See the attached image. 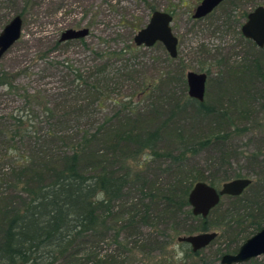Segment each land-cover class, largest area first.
<instances>
[{
	"label": "trees",
	"instance_id": "1",
	"mask_svg": "<svg viewBox=\"0 0 264 264\" xmlns=\"http://www.w3.org/2000/svg\"><path fill=\"white\" fill-rule=\"evenodd\" d=\"M180 1L189 6L190 0ZM227 1L234 6L224 24L236 16V0ZM88 12L89 26L99 13ZM111 35L101 37L96 46L85 37L61 42L40 34L25 40L22 35L17 43L34 45L35 57L0 74V87L7 96L0 107V264H79L82 253L86 256L81 264H121L122 257L132 259L143 253L148 258L150 250H164L168 243L164 236L171 237L166 229L174 236L191 234L184 227L188 220H200L202 231L208 229L209 215L194 216L187 197L195 182L218 187L217 181L214 174L186 181L187 152L215 148L218 162L214 165H229L230 134L217 130L228 117L205 100L190 97L163 107V99L172 93L162 89L178 80L171 68H163L158 76L148 74L159 57L149 59L145 52L149 48L134 45L123 32ZM72 42L83 48L82 55L55 52ZM162 53L169 65L177 57H169L164 49ZM252 66L249 75L264 79L259 64ZM34 76L37 83L47 76L58 83L39 89L32 85ZM120 76L135 85L127 97L115 94L113 84ZM154 93H160V103L149 104ZM185 112L212 118L211 135L177 154L173 149L161 152L163 134L173 131V118ZM159 115L164 116L151 125L152 117ZM163 158L167 166L157 171L165 179H152L147 165ZM248 161L255 168L246 176L254 179L250 178L243 194L227 196L232 207L222 223L224 232L231 223L238 233L249 227L260 229L264 223V155L253 151ZM222 204L220 200L210 212ZM187 246L182 258L187 264H210L199 256L202 249L193 252Z\"/></svg>",
	"mask_w": 264,
	"mask_h": 264
},
{
	"label": "rangeland",
	"instance_id": "2",
	"mask_svg": "<svg viewBox=\"0 0 264 264\" xmlns=\"http://www.w3.org/2000/svg\"><path fill=\"white\" fill-rule=\"evenodd\" d=\"M196 2V0H190L188 6L180 0H0V30L12 17L23 13L21 37L24 35L25 40L33 34L57 39L65 29L87 27L89 33L85 40L92 46H96L101 43V37L107 38L108 33H112L111 36H113L115 32H123L132 39L136 31L147 23L152 8L171 12L173 15L171 28L178 38L177 57L169 65L163 62L164 47L161 43L159 48H147L148 51L145 52L149 59L155 56L160 59V62L154 65L148 74L158 76L165 67H170L175 74L178 80L172 81L162 89L164 93L166 90L168 94L172 93L162 101L163 107H169L172 102L184 101L189 97L185 78L187 71L209 72L204 100L207 104L214 105L221 112L226 113L228 117L227 123L221 124L217 130L227 131L230 134L228 146L226 144L229 165H214L218 162V149L202 148L193 154L189 151L187 155L190 158L188 166L184 169V178L190 181L195 176L212 178L214 174L213 178L218 186L216 188H219L222 183L235 179V174L246 176L249 169L255 168L254 163L248 161L253 151L259 150L264 155V79L256 74L253 77L249 75L252 73V63L253 65L258 63L264 71V47H257L240 33V25L244 21L241 15L263 4L264 0H236V11L234 12L237 21L234 22L235 20L232 19L226 24L223 22L227 20L226 16L233 9L232 1H225L204 18L193 20L191 13ZM89 10L93 13L98 12L99 18L93 22V25L88 26L91 19ZM120 44H123V40ZM29 45L30 43L26 42H15L5 52L0 58V74L2 71L13 69L18 63L30 62L35 57L37 49L34 45ZM55 52L58 54L74 52L76 56L82 55L84 51L77 42H72L59 47ZM25 54H28V58ZM181 64L184 65L182 70L178 67ZM35 78L36 76L31 81L36 88L37 86L38 88H53L58 83L55 82L54 77L39 78L38 83ZM23 81L28 80L24 78ZM115 82L113 87L117 96L127 97L131 94L132 88H135L131 80L126 81V77L120 76ZM3 93L4 87H0V107L7 99ZM159 94L151 95L149 104L160 103ZM163 116L152 117L150 124L155 125ZM214 126L210 117L197 116L192 112L179 113L172 120L171 127L174 130L163 134L159 149L161 152L173 149L177 154L195 141L211 135L210 132L213 131ZM167 163V160L163 158L148 164L147 174L152 179L164 180L165 175H160L157 168L165 167ZM211 163L216 169L209 167ZM224 178L230 179L223 180ZM249 178L254 179V176ZM221 200L223 204L220 209L210 212L207 218V231H202L200 220H188L184 225L191 234L209 231L218 233L217 237L203 248L199 255L208 260L210 264H220L219 260L223 254L235 253L247 238L259 230L249 227L246 231L238 233L237 228L231 223L225 226L224 232L222 223H225L224 218L229 216L227 209L232 207V202L227 196H223ZM228 219L233 221L235 217L230 216ZM146 230L148 229L144 228V231ZM165 232L171 234V237L164 236L168 241L164 250L161 248L150 250L148 258L143 253H137L132 259L122 257L120 258L121 264H155L156 260L165 261L156 264L189 263L188 260L182 259L185 250L189 247L177 240L178 236L189 235V233L174 236L170 229H166ZM103 247L101 252L105 251L106 244ZM85 256L84 253L81 254L79 264ZM153 257H156V260ZM167 257H170V260L167 261ZM241 264H264V254Z\"/></svg>",
	"mask_w": 264,
	"mask_h": 264
},
{
	"label": "water",
	"instance_id": "3",
	"mask_svg": "<svg viewBox=\"0 0 264 264\" xmlns=\"http://www.w3.org/2000/svg\"><path fill=\"white\" fill-rule=\"evenodd\" d=\"M224 0H201L193 9L191 17L201 19L210 14ZM172 15L166 11L155 10L151 13L147 23L139 28L133 36V43L138 47L150 48L161 43L171 58L177 56L178 38L172 28ZM22 17L15 15L0 30V58L17 42L22 34ZM241 35L251 40L257 47H264V5H258L246 15L240 27ZM89 29H65L59 41L84 38ZM187 94L199 102L204 100L207 74L189 70L186 72ZM250 178H235L221 184L219 188L197 181L188 193V203L194 216L206 218L210 211L218 205L223 196H238L250 184ZM216 231L200 232L197 234L181 235L177 240L188 244L193 252L205 248L216 237ZM264 254V224L251 237L247 238L235 253H225L220 257V264H241Z\"/></svg>",
	"mask_w": 264,
	"mask_h": 264
},
{
	"label": "flooded vegetation",
	"instance_id": "4",
	"mask_svg": "<svg viewBox=\"0 0 264 264\" xmlns=\"http://www.w3.org/2000/svg\"><path fill=\"white\" fill-rule=\"evenodd\" d=\"M200 1H201V0H200ZM200 1H199V2H200ZM225 1H227V0H224V1H222L221 3L225 2ZM199 2H198V3H199ZM221 3H220V4H221ZM220 4H219V5H220ZM219 5H218V6H219ZM218 6H217V7H218ZM168 13L171 14V12H168ZM247 13H248V12H247ZM171 15H172V14H171ZM191 15H192V13H191ZM241 16H242V15H241ZM191 18H192V17H191ZM243 18H244V21H245V17H243ZM192 19H193V18H192ZM201 19H202V18H201ZM172 20H173V15H172ZM193 20H199V19H193ZM244 21H243V22H244ZM241 25H242V24H241ZM241 25H240V27H241ZM240 33H241V32H240ZM64 42H65V41H64Z\"/></svg>",
	"mask_w": 264,
	"mask_h": 264
}]
</instances>
